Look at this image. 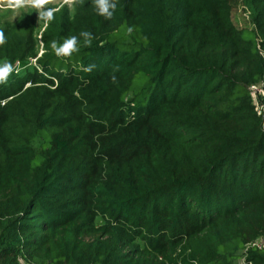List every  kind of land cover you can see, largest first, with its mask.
Here are the masks:
<instances>
[{"label":"trees","instance_id":"trees-1","mask_svg":"<svg viewBox=\"0 0 264 264\" xmlns=\"http://www.w3.org/2000/svg\"><path fill=\"white\" fill-rule=\"evenodd\" d=\"M242 1L251 28L239 0L55 11L0 83V264H264V0Z\"/></svg>","mask_w":264,"mask_h":264},{"label":"rangeland","instance_id":"rangeland-1","mask_svg":"<svg viewBox=\"0 0 264 264\" xmlns=\"http://www.w3.org/2000/svg\"><path fill=\"white\" fill-rule=\"evenodd\" d=\"M74 1L76 0H52L45 8H55L59 11L63 6L67 5L70 10L73 11ZM31 16H34L36 22L33 36L34 44L28 42V47L24 50L23 45L25 41L16 35V25L19 24L21 20ZM232 20L239 29L252 27L250 13L242 0L235 3L232 9ZM47 25L48 23L45 24L44 20L38 19L37 9L28 5L19 8L10 7L9 0H0V31L3 32L6 38V43L0 46V64H3L5 61L10 62L13 66V71L10 74H14L13 76L15 78L13 80L7 78V80H10L8 83L13 81L14 84L18 83L20 80L18 78L23 77L28 69L35 66V58H25L24 62L18 60L20 56H27L33 52V50L38 52V56L43 53L42 34ZM28 86H31V84H28L27 87ZM36 145H38V142ZM242 263L243 260L241 259L237 261V264Z\"/></svg>","mask_w":264,"mask_h":264},{"label":"clouds","instance_id":"clouds-1","mask_svg":"<svg viewBox=\"0 0 264 264\" xmlns=\"http://www.w3.org/2000/svg\"><path fill=\"white\" fill-rule=\"evenodd\" d=\"M52 0H9V6L19 8L25 5L31 6L38 10V19L44 20L45 24L54 18V13L58 9L51 8L46 9L45 6L50 4ZM95 8L99 15L105 17V19H112L115 9L117 7L116 0H93ZM131 31V30H129ZM81 35L85 38V46L90 47L93 39L90 32H82ZM6 43V38L2 31H0V46ZM77 37L72 36L65 39L63 43H59L55 40L51 41V48L54 50L57 56H70L73 52L78 51ZM94 65H89L84 71H91ZM13 66L10 62L5 61L0 64V83H6L7 77L12 73Z\"/></svg>","mask_w":264,"mask_h":264},{"label":"built area","instance_id":"built-area-1","mask_svg":"<svg viewBox=\"0 0 264 264\" xmlns=\"http://www.w3.org/2000/svg\"><path fill=\"white\" fill-rule=\"evenodd\" d=\"M250 90H251L252 97L255 100L257 110H258L259 114L261 115L262 113H264V111H263L264 107H263V104L258 102V96L259 95L264 96V83H262L260 85H253L250 88ZM253 246H256L258 248H264V239L253 243Z\"/></svg>","mask_w":264,"mask_h":264}]
</instances>
